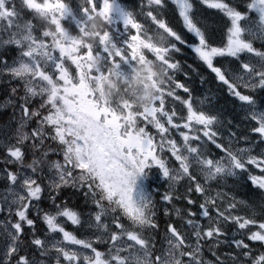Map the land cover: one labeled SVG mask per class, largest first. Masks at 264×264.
<instances>
[{
	"label": "snow or ice",
	"instance_id": "obj_1",
	"mask_svg": "<svg viewBox=\"0 0 264 264\" xmlns=\"http://www.w3.org/2000/svg\"><path fill=\"white\" fill-rule=\"evenodd\" d=\"M0 264H264V0H0Z\"/></svg>",
	"mask_w": 264,
	"mask_h": 264
}]
</instances>
